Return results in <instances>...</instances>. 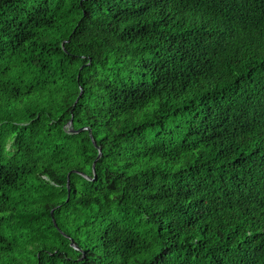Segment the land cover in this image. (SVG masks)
<instances>
[{
    "label": "trees",
    "instance_id": "16d2710c",
    "mask_svg": "<svg viewBox=\"0 0 264 264\" xmlns=\"http://www.w3.org/2000/svg\"><path fill=\"white\" fill-rule=\"evenodd\" d=\"M0 264H264V0H0Z\"/></svg>",
    "mask_w": 264,
    "mask_h": 264
},
{
    "label": "water",
    "instance_id": "95a60500",
    "mask_svg": "<svg viewBox=\"0 0 264 264\" xmlns=\"http://www.w3.org/2000/svg\"><path fill=\"white\" fill-rule=\"evenodd\" d=\"M76 100H77V99H76ZM76 100H75V102H76ZM70 122H71V120L69 121V123H70ZM81 129H82V128L77 129V130H75V131H80ZM70 131L72 132L73 129L71 128ZM93 143H94V145L96 146V143H95L94 141H93ZM100 154H101V148L98 147V156H100ZM93 167H94V163H93ZM68 176H69V173L67 174V199L69 198V195H70V186H69V178H68ZM52 220H53L54 225H57L56 222H55V220H54V218H52Z\"/></svg>",
    "mask_w": 264,
    "mask_h": 264
}]
</instances>
